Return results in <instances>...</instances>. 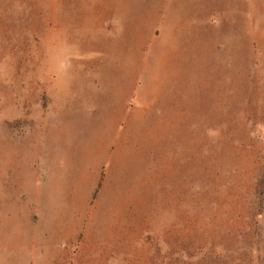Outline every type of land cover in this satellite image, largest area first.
I'll return each mask as SVG.
<instances>
[{"label": "rangeland", "instance_id": "rangeland-1", "mask_svg": "<svg viewBox=\"0 0 264 264\" xmlns=\"http://www.w3.org/2000/svg\"><path fill=\"white\" fill-rule=\"evenodd\" d=\"M170 102V188L54 222L112 113ZM0 264H264V0H0Z\"/></svg>", "mask_w": 264, "mask_h": 264}, {"label": "crops", "instance_id": "crops-1", "mask_svg": "<svg viewBox=\"0 0 264 264\" xmlns=\"http://www.w3.org/2000/svg\"><path fill=\"white\" fill-rule=\"evenodd\" d=\"M169 104L168 108L160 104L143 107L126 106L121 112L112 113L115 114L116 122L106 129L102 128L98 134L99 166L95 170L88 168L85 173L90 176V180L92 177V181L82 179L83 183H88L87 189L85 190L82 185V194L79 193L83 196V208L79 211L74 208L70 210L71 206L67 208V205L69 206L71 201L66 199V208H58L56 214L55 212L52 214V217L57 216L54 222L74 221L79 226L85 222L92 223L95 218L94 212L102 201L119 207L123 205L124 199L130 200L131 192H142L143 199H147V192L153 194L170 188L173 162L169 134L171 126L168 127L164 121L179 120L181 106L171 102ZM173 156L175 177H179L177 147L174 149ZM67 176L69 179L66 181H69V186L63 192L65 196L75 193L77 184L71 176ZM51 183L57 186L58 194L61 191L60 188L58 189L60 178H53ZM41 194L39 191L36 193L35 210L40 220L44 221V216H48L44 209L46 202L41 199ZM45 224L41 226L42 229ZM69 242L70 240L64 234L60 236L56 246L65 247Z\"/></svg>", "mask_w": 264, "mask_h": 264}]
</instances>
